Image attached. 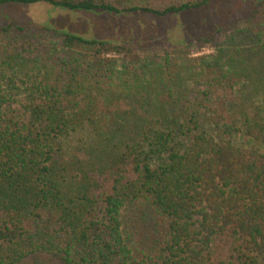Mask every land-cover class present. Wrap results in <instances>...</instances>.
I'll use <instances>...</instances> for the list:
<instances>
[{"label":"trees","instance_id":"16d2710c","mask_svg":"<svg viewBox=\"0 0 264 264\" xmlns=\"http://www.w3.org/2000/svg\"><path fill=\"white\" fill-rule=\"evenodd\" d=\"M212 1L0 6L165 17ZM238 29L264 35V0ZM220 30L196 42L212 45ZM136 51L47 25L0 27V264L41 255L60 264H264V151L236 142L242 134L264 145L263 106L243 115L242 131L228 108L253 76L209 64L183 80L149 70ZM252 80L264 96V72ZM141 200L155 241L138 256L122 213Z\"/></svg>","mask_w":264,"mask_h":264},{"label":"rangeland","instance_id":"374dc122","mask_svg":"<svg viewBox=\"0 0 264 264\" xmlns=\"http://www.w3.org/2000/svg\"><path fill=\"white\" fill-rule=\"evenodd\" d=\"M255 8L256 0H214L200 11L158 17L143 12L116 15L70 11L46 3H12L0 6V27L11 23L32 27L47 25L88 39H109L132 44L149 70L151 68L160 75L166 73L165 76L182 77L183 80L207 72L209 64L228 68H240L248 64L249 67H243L240 73L255 77L257 73L264 72V35L246 37L238 29L239 21L250 18ZM219 28L221 30L214 44L200 45L196 42L201 37L209 38ZM176 47H184V52L179 55L172 53ZM119 64L118 69L121 70V62ZM252 78L241 81L238 101L228 105L230 113L236 116L234 120L240 131L244 129L243 115L254 111V106L262 105L264 116L263 91L261 97L258 96L256 92H260L261 88L254 86ZM241 135L236 139L238 145L245 144L251 149L264 151V145ZM122 220L135 254L142 256L150 251L155 241L152 234L154 215L144 201L127 206L122 213ZM23 264L60 263L47 255H41Z\"/></svg>","mask_w":264,"mask_h":264}]
</instances>
